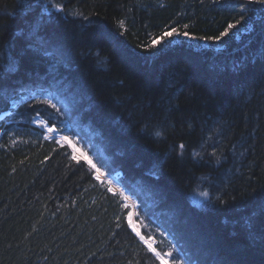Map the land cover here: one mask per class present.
I'll return each mask as SVG.
<instances>
[{"label":"trees","instance_id":"16d2710c","mask_svg":"<svg viewBox=\"0 0 264 264\" xmlns=\"http://www.w3.org/2000/svg\"><path fill=\"white\" fill-rule=\"evenodd\" d=\"M52 2L0 0V264H161L35 119L172 264H264V4Z\"/></svg>","mask_w":264,"mask_h":264},{"label":"snow or ice","instance_id":"6c2138e0","mask_svg":"<svg viewBox=\"0 0 264 264\" xmlns=\"http://www.w3.org/2000/svg\"><path fill=\"white\" fill-rule=\"evenodd\" d=\"M251 2L252 3H258V4H264V0H251ZM49 5L56 12H63L64 11V6L63 5L53 3L52 0H49ZM243 19H244V17L241 16L240 20H237L235 23H228L227 27L224 29V31L220 32L219 36H215V37H211L210 36V37H207V38H205V37H191V38L192 39H200V40L207 39V40H210V41L211 40H220L221 37L227 36L230 33L231 30L235 29L236 26L238 24H240L241 20H243ZM119 24H120L121 28L124 27V21L121 20L119 22ZM184 28H188V25H184ZM174 34L183 35L185 37L189 36V33L186 32V31L185 32H181V33H176V29L172 28L170 31L169 30H165L164 32H162L161 33V39L166 38V37H171ZM160 42H161L160 39H153L151 46H156ZM45 103L51 104V107L54 108V109L56 108V104H53L51 101H45ZM37 115H39V113H37ZM39 123L41 125H43V121H40ZM47 131L49 133H51V135L46 137L47 139H54V140H56L57 143H60L61 141H63L65 143H68V144L71 145V141H69L68 137H66V136H61V137L57 138L56 135H55V131L56 130L53 127H48ZM155 134L157 136H160L161 132L157 131ZM178 147L181 150V154H182L183 153V149L185 148V145L183 143H181V144H179ZM72 152H73V155H72V159L73 160H76L77 162H80L81 160H84L95 171L96 178L97 179L101 178L103 173H101L100 168H98L97 165L95 163H93L92 159L90 157H88L86 153L79 151V149H77L74 145H72ZM196 155H199V153H197ZM213 155H215V153H213ZM108 191H113V189L111 187V182H109ZM117 192H118L119 195L124 196V193L122 191L117 190ZM201 195L207 197L209 195V193L203 192V193H201ZM125 199H127V197H125ZM129 219L131 220V218H129ZM132 230H133V232H135V234L137 236L140 237V239L142 241H145V237L140 234V231L134 225H132ZM145 243H147V241H145ZM148 248H149V251H152L154 253V255L156 256L157 259L161 260V264H166V262L164 261V258L161 256V254L159 252H156V250L154 248H152L151 244H148ZM169 255H171V254L169 253Z\"/></svg>","mask_w":264,"mask_h":264},{"label":"rangeland","instance_id":"374dc122","mask_svg":"<svg viewBox=\"0 0 264 264\" xmlns=\"http://www.w3.org/2000/svg\"><path fill=\"white\" fill-rule=\"evenodd\" d=\"M15 103H16V101H12L11 102V107H14ZM6 114H8V111L0 114V119L3 116H5ZM34 121H35L34 124L36 126H38L41 129H43L44 136L47 137V136L51 135V133H49L47 131L48 127H55L56 128L55 129L56 130L55 131V135H56L57 138H59L61 136H66V137H68V140L71 141V145L68 144V143H65L63 141L60 142L61 144L68 145L69 148H70V150H71V152H72V145H74L77 149H79V151L85 152L82 149V147H81L80 143L78 142V140L76 138L70 137L67 134L66 127H65V125L63 123L59 122L58 125H57L58 126V128H57L56 126H51L50 124H47L46 122L43 121V119H35ZM40 121H43V125H41L39 123ZM72 155H73V152H72ZM119 176H120L119 173H115V174H113L111 176H107V175L103 174L99 180L106 182L108 185H109V182H111V187L113 189V192L118 193L117 190L121 191L119 189V187L117 186L118 185V178H119ZM121 197L123 199L124 205L125 206H128L129 209H130V213H129V216H128V220H129L131 226L134 225L138 230H140L141 225L139 224V222L136 219V217H137V203L134 200H132L130 197H128L126 194H124V196H121ZM125 197H127V199H125ZM129 218H131V220ZM145 241H147V243H146L147 245L148 244H151L152 248L155 249L156 243L160 242V243H163L164 245H166L168 240H164L163 238L150 237V238H145ZM167 249H168L167 250V255H169V253L171 254V250H170L171 247L168 246ZM156 252H157V250H156ZM161 256L164 258V261L166 262V264H172L171 259H170L169 256H166V255H163V254H161Z\"/></svg>","mask_w":264,"mask_h":264},{"label":"bare ground","instance_id":"6f19581e","mask_svg":"<svg viewBox=\"0 0 264 264\" xmlns=\"http://www.w3.org/2000/svg\"><path fill=\"white\" fill-rule=\"evenodd\" d=\"M85 153V152H84ZM94 163V162H93ZM101 171V170H100ZM102 172V171H101ZM103 173V172H102ZM104 174V173H103ZM117 185V184H116ZM118 186V185H117ZM119 187V186H118ZM120 189V188H119ZM121 190V189H120ZM122 191V190H121ZM124 194H126L127 195V193H125L124 191H122ZM128 196V195H127ZM128 197H130V196H128ZM131 198V197H130ZM132 200H134L133 198H131ZM135 201V200H134ZM162 254V253H161Z\"/></svg>","mask_w":264,"mask_h":264},{"label":"water","instance_id":"95a60500","mask_svg":"<svg viewBox=\"0 0 264 264\" xmlns=\"http://www.w3.org/2000/svg\"><path fill=\"white\" fill-rule=\"evenodd\" d=\"M54 129H56L55 127H53Z\"/></svg>","mask_w":264,"mask_h":264}]
</instances>
